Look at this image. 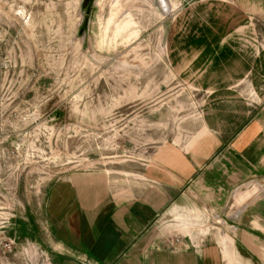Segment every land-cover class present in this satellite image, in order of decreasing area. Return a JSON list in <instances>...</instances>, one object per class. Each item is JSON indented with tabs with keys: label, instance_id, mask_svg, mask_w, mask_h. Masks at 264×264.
Masks as SVG:
<instances>
[{
	"label": "rangeland",
	"instance_id": "rangeland-1",
	"mask_svg": "<svg viewBox=\"0 0 264 264\" xmlns=\"http://www.w3.org/2000/svg\"><path fill=\"white\" fill-rule=\"evenodd\" d=\"M185 1L0 0V264H46L42 199L56 181L153 186L163 154L212 143L209 93L169 47ZM263 193L247 181L218 211L176 207L158 218L171 236L232 246L238 197Z\"/></svg>",
	"mask_w": 264,
	"mask_h": 264
},
{
	"label": "crops",
	"instance_id": "crops-1",
	"mask_svg": "<svg viewBox=\"0 0 264 264\" xmlns=\"http://www.w3.org/2000/svg\"><path fill=\"white\" fill-rule=\"evenodd\" d=\"M185 4L173 22L172 61L209 93L203 123L215 138L187 155L163 154L151 170L158 186L115 190L92 175L48 186L46 264H241L238 257L264 263V193L238 197L228 224L232 246L205 235L171 236L158 218L176 207L218 211L247 181L264 185V0Z\"/></svg>",
	"mask_w": 264,
	"mask_h": 264
},
{
	"label": "built area",
	"instance_id": "built-area-1",
	"mask_svg": "<svg viewBox=\"0 0 264 264\" xmlns=\"http://www.w3.org/2000/svg\"><path fill=\"white\" fill-rule=\"evenodd\" d=\"M177 240V239H176ZM13 243V241L9 240L5 243H3V246L7 249H11V244Z\"/></svg>",
	"mask_w": 264,
	"mask_h": 264
}]
</instances>
